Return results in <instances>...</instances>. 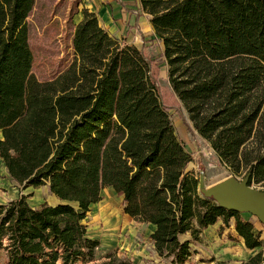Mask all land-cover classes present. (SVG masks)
<instances>
[{"label":"trees","instance_id":"trees-1","mask_svg":"<svg viewBox=\"0 0 264 264\" xmlns=\"http://www.w3.org/2000/svg\"><path fill=\"white\" fill-rule=\"evenodd\" d=\"M36 0L0 3V158L24 187L57 203L0 202V264H135L88 234L91 206L111 187L123 211L152 224L156 253L185 264L210 225L234 221L247 248L264 244L251 213L199 191L153 61L83 8L74 59L50 80L32 71L28 18ZM163 42L173 95L234 174L264 185V0H139ZM238 264H264L261 251Z\"/></svg>","mask_w":264,"mask_h":264},{"label":"rangeland","instance_id":"rangeland-1","mask_svg":"<svg viewBox=\"0 0 264 264\" xmlns=\"http://www.w3.org/2000/svg\"><path fill=\"white\" fill-rule=\"evenodd\" d=\"M93 1L92 8L104 21L106 16L101 12L107 0ZM86 2L92 0H36L28 24L29 42L34 55L32 71L38 79H53L72 63L75 55L72 38L76 14L82 6L85 8ZM118 3L119 15L118 18L113 17L111 24L114 28L118 26L119 37L142 47L153 61L157 80L163 89L166 102L171 106L176 131L193 156L188 169L200 177V186L203 181L204 187L229 175L242 179L244 173L234 174L220 164L210 143L195 130L186 109L171 95L163 42L154 36L150 17L141 11L139 0H119ZM201 166L203 171H200ZM251 186L264 190V185L252 183ZM22 194L27 195L28 201L33 205L46 201L54 204L59 201L51 194L47 185L24 187L14 183L0 159V202L18 198ZM250 217L254 226L261 231L260 238L264 240V225L255 216ZM85 222L88 225V234L100 240L96 261H103L107 255L115 254L120 258H129L135 264H156L153 259L155 249L150 238L153 226L125 214L122 197L113 188L103 189L102 199L91 206ZM205 238L202 235L199 242L193 244L197 251L199 249L200 255L189 260V264H236L238 261L248 260L258 251H261L264 261V244L248 250L238 240L233 239L232 246L235 249L224 244L209 247L210 243ZM2 264H8L4 256Z\"/></svg>","mask_w":264,"mask_h":264},{"label":"water","instance_id":"water-1","mask_svg":"<svg viewBox=\"0 0 264 264\" xmlns=\"http://www.w3.org/2000/svg\"><path fill=\"white\" fill-rule=\"evenodd\" d=\"M200 171H203L201 166ZM250 174L242 179L229 175L199 191L206 197L215 199L221 206L238 212H248L264 225V190L248 184Z\"/></svg>","mask_w":264,"mask_h":264},{"label":"crops","instance_id":"crops-1","mask_svg":"<svg viewBox=\"0 0 264 264\" xmlns=\"http://www.w3.org/2000/svg\"><path fill=\"white\" fill-rule=\"evenodd\" d=\"M118 1L117 0H107V2L105 3L106 5L103 7V10L101 12L102 15L105 14V16H106L105 20L102 21L100 18V15H98V17H99L100 22L103 26L108 28L112 33H116L119 36L118 26L116 25V28H114L113 25L111 24L113 17L118 18V15H119L118 14L119 13ZM93 2H95V1L92 0V2H86L85 7L89 8L91 11L97 12L96 10H94L92 8ZM83 8H84V6H82V9H80L76 14V18H77L76 24L83 18V13H82ZM97 14H98V12H97ZM1 138H2V132L0 130V139ZM154 229H155V227L153 226V231H154ZM227 234H229V235L227 236ZM202 235H205V237H206L205 241H208L210 243L209 247H216L217 245H220V244H224V246L225 245L232 246V244L234 243L233 239L238 240L240 243H242L244 246H246L244 243V239L241 236H239V234L235 230L234 221H233V223H230V225H225V223H223L222 220H219L215 224L210 225L209 227L204 229L203 232L201 233V236ZM230 235H231V238L229 237ZM197 242H199V241H197ZM235 248L236 247H234V245H233L231 249H235ZM193 249H194V254L192 255V257L189 260H191L194 256L197 257L200 255L199 249L197 251V248L194 247V245H193ZM247 249L251 250L250 248H247ZM201 257H203V256H201ZM153 259H154L156 264H168L161 259V257L156 253V251L154 252ZM189 260L185 264H189ZM240 262H242V261H238L236 264H238ZM212 263H213V261H212Z\"/></svg>","mask_w":264,"mask_h":264},{"label":"bare ground","instance_id":"bare-ground-1","mask_svg":"<svg viewBox=\"0 0 264 264\" xmlns=\"http://www.w3.org/2000/svg\"><path fill=\"white\" fill-rule=\"evenodd\" d=\"M202 182H203V181H201V186H203V185H202V184H203Z\"/></svg>","mask_w":264,"mask_h":264}]
</instances>
